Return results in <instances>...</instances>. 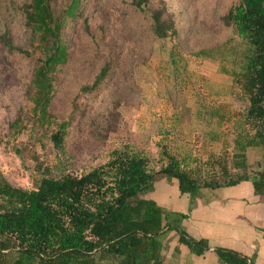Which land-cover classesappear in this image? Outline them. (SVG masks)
Segmentation results:
<instances>
[{
	"label": "rangeland",
	"instance_id": "obj_1",
	"mask_svg": "<svg viewBox=\"0 0 264 264\" xmlns=\"http://www.w3.org/2000/svg\"><path fill=\"white\" fill-rule=\"evenodd\" d=\"M28 1L0 0V172L13 184L34 188L44 173L87 172L125 146L155 170L156 115H209L214 101L225 113L243 115L247 101L230 81L246 44L224 20L239 0H151L150 7L163 8L175 22L177 33L165 38L154 34L150 15L133 0H81L80 17L63 33L69 54L54 72L49 104L55 120L70 121L58 150L50 138L56 124L33 115L32 80L42 54L32 53ZM8 38L30 53L10 49ZM213 160L216 170L227 165V177L242 171L225 153Z\"/></svg>",
	"mask_w": 264,
	"mask_h": 264
},
{
	"label": "trees",
	"instance_id": "obj_2",
	"mask_svg": "<svg viewBox=\"0 0 264 264\" xmlns=\"http://www.w3.org/2000/svg\"><path fill=\"white\" fill-rule=\"evenodd\" d=\"M133 2L150 15L158 38L177 33L163 8L150 7L151 0ZM80 5L81 0H30L24 6L32 53L40 50L42 54L32 80L33 115L56 124L50 138L61 151L70 121L55 120L49 104L54 72L69 54L63 33L70 21L80 17ZM224 20L246 44L240 69L232 72L239 89L236 95L247 101L241 116L250 135L231 158L242 171L235 178L227 177V165L216 170L213 160L209 175L195 177L174 155H167V163L152 170L147 157L125 146L87 172L44 173L34 188L15 185L0 172V264H168L169 243L164 236L173 230L192 252L202 254L209 248L207 240L190 236L180 224L188 215L168 210L147 195L161 175L177 179L181 193H188L193 203L204 187L242 180H251L255 192L264 194V168L252 177L245 154L247 146H264V0H239ZM5 42L10 49L19 48L10 38ZM106 73L104 67L93 87ZM216 252L223 262L256 264L232 249L218 247Z\"/></svg>",
	"mask_w": 264,
	"mask_h": 264
},
{
	"label": "crops",
	"instance_id": "obj_3",
	"mask_svg": "<svg viewBox=\"0 0 264 264\" xmlns=\"http://www.w3.org/2000/svg\"><path fill=\"white\" fill-rule=\"evenodd\" d=\"M230 83L234 86L233 77ZM214 102L216 110L209 115H156L159 127L155 132V157L160 161L157 170L167 163V155H174L193 176L206 177L213 171L210 162L216 155L225 153L233 159L241 151L250 135L240 125L241 115L229 110L225 113ZM245 154L248 171L256 176L264 168V146H247ZM149 197L168 210L187 214L183 220L186 232L206 239L209 245L202 254L194 253L179 241L177 231H169L168 264H230L220 260L218 247L238 251L256 264H264V194L255 192L251 180L204 187L193 203L188 193H181L177 179L161 175Z\"/></svg>",
	"mask_w": 264,
	"mask_h": 264
}]
</instances>
